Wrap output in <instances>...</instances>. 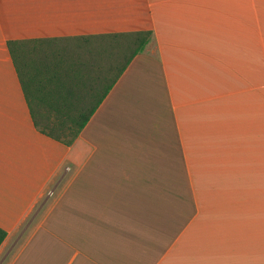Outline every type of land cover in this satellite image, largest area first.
Wrapping results in <instances>:
<instances>
[{"label":"crops","instance_id":"crops-1","mask_svg":"<svg viewBox=\"0 0 264 264\" xmlns=\"http://www.w3.org/2000/svg\"><path fill=\"white\" fill-rule=\"evenodd\" d=\"M137 31L71 145L35 127L7 41ZM0 229V264H264V0H0Z\"/></svg>","mask_w":264,"mask_h":264},{"label":"trees","instance_id":"trees-1","mask_svg":"<svg viewBox=\"0 0 264 264\" xmlns=\"http://www.w3.org/2000/svg\"><path fill=\"white\" fill-rule=\"evenodd\" d=\"M151 37V31L81 36L66 40L74 41L73 45L57 49L54 45L57 46L60 40L56 39L7 41L35 127L43 134L71 145L96 106ZM91 44H95V48L89 47ZM67 49H73V53L67 54ZM78 59H95V77L83 61L75 62ZM93 78L95 86L102 89L89 106L84 96L89 94L87 88H93ZM5 234L0 229V244Z\"/></svg>","mask_w":264,"mask_h":264},{"label":"rangeland","instance_id":"rangeland-1","mask_svg":"<svg viewBox=\"0 0 264 264\" xmlns=\"http://www.w3.org/2000/svg\"><path fill=\"white\" fill-rule=\"evenodd\" d=\"M73 43H74V41H71V42H70V41H66V40H65V41H59L58 44H57V46L54 45V48H55V49H57V47L61 48V47H63V45H64V46H65V45H73ZM51 48L53 49V46H52ZM67 50L69 51V52H67V54H68V53H69V54H70V53H73V52H72L73 49H67ZM61 51H62V50H61ZM67 54H66L65 56H68Z\"/></svg>","mask_w":264,"mask_h":264}]
</instances>
